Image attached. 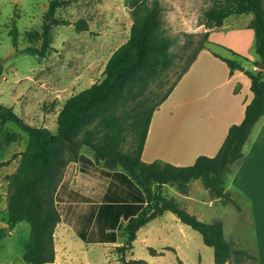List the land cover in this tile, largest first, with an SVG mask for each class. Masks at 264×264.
<instances>
[{
	"label": "trees",
	"instance_id": "16d2710c",
	"mask_svg": "<svg viewBox=\"0 0 264 264\" xmlns=\"http://www.w3.org/2000/svg\"><path fill=\"white\" fill-rule=\"evenodd\" d=\"M63 2L49 0L37 49L18 50V30L12 24L10 43L17 54L44 57L51 50L52 28L71 24L56 16ZM126 4L132 18L129 40L109 58L102 81L63 103L54 132L29 126L11 108L0 105V123H11L27 136L17 168L7 177V230L0 228V241L24 222L28 235L22 242V261L51 264L55 259L54 229L63 223L85 244H114L117 233H122L124 243L116 250L123 254L132 248L139 228L164 212H171L212 249L214 264H226L235 255L255 260L222 241L217 222L199 220L174 198L162 195L161 188L170 185L183 193L192 181H199L215 199L239 208L225 191V176L232 166L239 165L251 128L264 115V70L250 71L237 59L214 55L225 63L230 73L239 71L249 79L252 97L244 108L243 119L228 128L213 157L201 155L191 165L175 166L162 161L144 163L140 156L153 112L167 99L204 48L209 32L219 29L226 18L251 16L247 28L253 31V47L259 58L252 66L264 65V0H216L206 9L201 23L206 31L175 80L155 101L145 92L152 82L163 84L162 77L171 66L172 41L163 34L161 6L157 0H126ZM72 25L76 30H87L83 22ZM2 72L0 59V77ZM128 133L132 135V148L123 151ZM82 146L93 153L92 158L78 151ZM70 161L76 165L80 177L93 182L91 191L71 186L70 175L56 181L57 171L61 172ZM121 263L147 264L123 258Z\"/></svg>",
	"mask_w": 264,
	"mask_h": 264
},
{
	"label": "rangeland",
	"instance_id": "374dc122",
	"mask_svg": "<svg viewBox=\"0 0 264 264\" xmlns=\"http://www.w3.org/2000/svg\"><path fill=\"white\" fill-rule=\"evenodd\" d=\"M63 1L56 16L68 20L71 24L52 28L51 50L44 57H38L17 54L11 46L9 32L14 24L18 30V50L27 47L39 48L40 26L49 0H0V59L3 66L0 77V105L11 108L29 126L45 128L51 132L56 129V116L63 103L104 79L109 58L129 40L132 24L126 0ZM157 1L161 6L163 34L171 39L172 45L169 49L171 66L162 77L163 84L152 82L145 92L154 101L172 84L194 51L206 31L201 24L203 12L216 2ZM250 19V15L227 18L224 23L230 27L220 30L214 36L219 43H208L204 49L223 58L237 59L245 69L252 71V62L258 61L259 58L254 51L252 36H249L247 31L246 24ZM77 21L85 23L87 30H76L72 24ZM232 51L238 55H233ZM257 70L258 67H255L254 71ZM161 117V124L156 126L158 135L155 138V150L170 156L179 155L184 150L192 152L197 143L178 151L171 150L170 144L174 142L171 131L176 127L185 129L189 122L202 126L198 122L199 117L194 119L190 111L187 114L182 111L180 116H177L174 110H167V107ZM256 132L254 128L252 138ZM205 134L204 139L208 136L207 132ZM26 143V134L15 125L0 123V228L7 226V177L15 172L19 153L24 150ZM132 143V135L128 133L122 146L123 151H129ZM78 151L93 157V153L84 146L79 147ZM258 156L264 157V154L259 152ZM252 161L242 170L240 164L232 166L225 176V191L236 201L239 208L244 209L242 217L239 208L225 203L222 199H215L211 205H198L201 216L205 218L200 220L206 223L217 222L222 241L230 243L232 250H254V224L252 216L247 213L250 215V210H254L257 205L256 196L264 193V163L258 164L256 159ZM69 175L71 186L88 192L92 190L93 182L80 177L72 161L68 162L61 172L57 171L55 179L60 181ZM200 185L202 184L199 181L188 185L190 197L201 195L206 199ZM175 190V187L165 186L162 193L174 196ZM184 227L193 237L186 243L188 248L181 247L180 244L176 246L183 256L182 264H208L200 235ZM14 233L11 239L0 241V264H26L21 259V250L22 242L28 235L27 224L22 222L17 225ZM118 237L123 241L122 233H119ZM62 241L67 248L66 253L62 257L59 255L55 264H122L121 258L128 259V251L119 254L111 246L106 248V245L102 244L87 245L66 226ZM167 246L168 240L164 235H154L146 245L139 242L133 245L132 258L148 264H175L176 255L166 251ZM149 248L161 251L162 255L151 256ZM113 253L116 255H112ZM210 253L212 257V251ZM246 262L251 264L252 261L246 260L242 255H235L231 256L226 264H247Z\"/></svg>",
	"mask_w": 264,
	"mask_h": 264
},
{
	"label": "crops",
	"instance_id": "0c3cea01",
	"mask_svg": "<svg viewBox=\"0 0 264 264\" xmlns=\"http://www.w3.org/2000/svg\"><path fill=\"white\" fill-rule=\"evenodd\" d=\"M240 16L230 17L237 18ZM224 22L219 29L209 32L204 48L208 43H219L218 40L214 39V36L220 30L230 27L229 25H225ZM247 31L249 32H247L248 35L252 36V39H254L253 31L249 28ZM220 44H222V42ZM204 48L198 52L194 61L178 81L167 99L161 104L159 109L153 112L140 156L142 162L151 163L153 161H162L175 166H188L193 164L198 156L213 157L221 146L228 128L233 124L240 123L243 119L244 108L252 97L249 91V79L239 71L230 73L225 63L214 56L216 54L211 51L209 52ZM232 53L235 52L232 51ZM252 69L254 70L255 67L252 66ZM166 107L167 110H174L177 116H180L182 111H184L185 114L190 111L192 116H194V119L197 118L196 116L199 117L198 122L202 124L203 127L189 122V125L186 126L185 129L184 127L180 129L176 127V129H172L171 131L174 138V142L170 144L171 150L178 151L180 149H185L186 146H192L197 143L192 152H190L191 150H184V152H181L179 155L170 156L164 155L155 150V138L156 135H158V127L156 126L161 124V114H163ZM254 128H256L257 132L252 138ZM205 132H207L208 136L204 139L206 135ZM259 152L260 154H264V115L261 116L251 128L247 141L243 146V158L239 163L240 169L242 170L249 163H252L253 159H256L258 164L264 163V157L258 156ZM192 182L195 184L198 181ZM165 186L170 185H163L161 193ZM200 189L206 199H203L201 195L190 197L188 187L183 193H179L175 190L174 196H165L174 198L179 204L182 203L183 206L181 207L185 210L187 209L190 214L194 215L199 220H203L205 218L201 216L200 209H198L199 203H207L208 205H211L215 198L212 196L209 189L202 185H200ZM162 195L164 194L162 193ZM256 198L257 205L254 210H250V215L247 213L248 216H252V223L254 224V250L251 252L247 248L241 250L255 258V260L246 259L248 261L251 260V264H264V193L257 195ZM189 206H191V208H189ZM244 212V209L240 207V217L243 216ZM65 226L68 227L63 223H58L54 229L53 244L55 259L51 264H55L59 255L62 257V255H65L66 253L67 248L62 241ZM184 226L186 225L180 223L171 212H164L160 216H157L136 231L135 239L132 242V248L128 251V259L126 260H138L132 258V249L135 243L139 242L142 245H146L154 235H164L165 239L168 240V246L165 250L173 252L176 255V263L177 261L182 263L181 260L183 259V256L176 246L180 244L181 247L188 248L186 243L191 237H193L192 233L187 231ZM16 227L17 225L8 232V235L3 239H11L15 234L14 231ZM2 228L7 230V226ZM174 232L176 233L172 235ZM118 235L119 233L116 235V242L114 244L102 245H106V248L111 246L112 248H115L116 252V248L124 243V239L123 241H120ZM203 246L205 245L203 244ZM208 248L212 251L210 247L205 246L203 247V252L206 253L205 255L208 264H214L213 251L211 257V251H209ZM150 251H153L154 254ZM148 252L151 256L162 255L161 251L157 252L152 248H149ZM112 255H116V253H113ZM246 263L249 264L248 262Z\"/></svg>",
	"mask_w": 264,
	"mask_h": 264
},
{
	"label": "water",
	"instance_id": "95a60500",
	"mask_svg": "<svg viewBox=\"0 0 264 264\" xmlns=\"http://www.w3.org/2000/svg\"><path fill=\"white\" fill-rule=\"evenodd\" d=\"M258 69H259V70H264V65H262V64L259 65Z\"/></svg>",
	"mask_w": 264,
	"mask_h": 264
}]
</instances>
